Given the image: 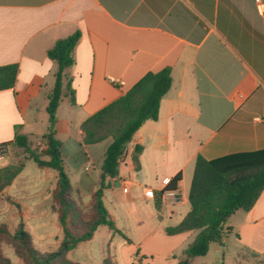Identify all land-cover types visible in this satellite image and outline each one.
<instances>
[{
  "label": "crops",
  "instance_id": "0c3cea01",
  "mask_svg": "<svg viewBox=\"0 0 264 264\" xmlns=\"http://www.w3.org/2000/svg\"><path fill=\"white\" fill-rule=\"evenodd\" d=\"M76 31L80 38L65 71L54 138L82 207L97 189L111 142L108 137L84 143L83 121L148 71L169 67L171 85L157 119L146 120L125 145L118 175L104 190V205L129 241L101 225L66 256L100 264L104 254L130 258L138 251L142 263L159 255L177 264L196 232L167 235L164 229L190 209L196 156L216 159L264 149V10L255 0H0V65L18 66L14 86L0 90V145L13 147L16 133L28 142L43 140L57 68L47 50ZM135 145L142 146L138 167ZM8 163L0 154V167ZM25 169L0 191V223H22L37 250L54 251L63 239L52 209L57 171L38 167L27 178ZM178 173L177 188L158 195ZM226 228L222 242L211 243L206 253L220 262L194 264H219L226 255L236 264L242 252L251 256L244 263L264 264V189L249 210L227 219ZM93 242L98 260L88 253ZM79 247L84 259L72 257Z\"/></svg>",
  "mask_w": 264,
  "mask_h": 264
},
{
  "label": "trees",
  "instance_id": "16d2710c",
  "mask_svg": "<svg viewBox=\"0 0 264 264\" xmlns=\"http://www.w3.org/2000/svg\"><path fill=\"white\" fill-rule=\"evenodd\" d=\"M80 38L78 31L57 39L47 50V56L56 65L54 86L48 94V130L43 140L45 147L31 149L25 135L15 134L13 143L24 149L27 158L39 168L57 171V181L52 192L53 206L58 213L63 239L57 249L50 252L37 250L31 236L19 223L11 232L0 224V240L5 237L13 241L15 255L27 264H80L70 260L66 254L80 242L87 241L101 225L108 226L127 241L129 239L115 226L111 214L104 205V190L118 175L120 155L135 131L146 121L156 120L160 100L171 85L170 68L148 71L123 95L113 100L81 124L84 143H94L111 138L101 165L97 189L91 196L88 207H82L73 197V189L62 163L60 142L54 138L55 112L63 97L65 71L74 62L73 51ZM17 64L0 65V90L14 86ZM67 89L69 86L67 85ZM142 146L135 145L132 159L138 167V156ZM23 163H8L0 167V191L10 185L23 170ZM181 175L176 174L167 186L158 193L174 191ZM264 189V149L253 152L230 154L216 159H206L198 154L195 159L188 192L189 211L174 225L165 227L167 235L195 231L193 241L184 250V257L177 264H191L193 257L204 256L211 243H221L230 228L224 229L227 219L237 210H249ZM157 210L159 202L155 204ZM138 251L134 253V257ZM245 259L236 260L244 264ZM0 264L10 261L0 251ZM101 264H111L108 256Z\"/></svg>",
  "mask_w": 264,
  "mask_h": 264
},
{
  "label": "rangeland",
  "instance_id": "374dc122",
  "mask_svg": "<svg viewBox=\"0 0 264 264\" xmlns=\"http://www.w3.org/2000/svg\"><path fill=\"white\" fill-rule=\"evenodd\" d=\"M29 143V146L31 147V149H34L35 147L39 146L40 148H44L46 145H45V142L40 139V140H37V141H33V142H28ZM0 154L4 155L5 156V159L9 162V163H16V164H19V163H23V165H26V169H25V173L24 174H27L28 177L27 178H32L33 175V171L35 170H38L37 168V165L35 164V162L31 159H28L27 156L28 154L24 151L23 148L21 147H18L16 145H14L13 147L11 148H0ZM24 168V167H23ZM32 170H31V169ZM19 181H17L18 183ZM20 197V195H19ZM18 197V198H19ZM17 198L18 201H16V207L19 208V204H20V200ZM15 202V201H14ZM2 224V223H0ZM7 228L12 232L13 229L18 226H8L6 225ZM24 227V225H23ZM25 229V227H24ZM13 241L9 238V239H6L5 237L1 238L0 240V251L2 252V254L7 257L10 261V264H27L22 258L18 257L17 255H15V252H14V247H13ZM106 249V248H104ZM99 247L98 245L93 242L92 243V248L89 250V255L91 256L90 258H95L96 260H98L99 258ZM111 252H114L113 249H110ZM180 252L176 251L175 254H179ZM84 255V251L81 249V247H79V249H77L76 251L73 252L72 254V257H77L78 259H84L85 257L83 256ZM106 255L104 254V256L102 257V259L105 257ZM109 260L111 261V264H176V261H174L172 258H168L167 260H164L163 257L159 256V255H156V256H153L152 259L149 260L148 263H142V261L138 258V255L137 256H131L130 258L128 257H122L121 255H119L118 257H113V256H110L109 254L107 255ZM227 257V259L225 261H221L222 264H232L230 258H228V255L225 256V258ZM251 256L248 252H242V254L240 255V259H249ZM102 259H101V262L100 264L102 263ZM178 259H180L178 257ZM129 260V261H128ZM203 261H206L207 263H209L210 261H218L216 260V258L212 255V254H205L204 256H199V257H196L195 259V262H193L192 264L194 263H201ZM147 262V261H146ZM220 262V261H218ZM219 263V264H221ZM244 264H251V263H244Z\"/></svg>",
  "mask_w": 264,
  "mask_h": 264
},
{
  "label": "built area",
  "instance_id": "2783aa9c",
  "mask_svg": "<svg viewBox=\"0 0 264 264\" xmlns=\"http://www.w3.org/2000/svg\"><path fill=\"white\" fill-rule=\"evenodd\" d=\"M259 8L264 10V0H255ZM0 148H5V146L0 145ZM1 150V149H0ZM123 191L127 192V186H123ZM146 196L152 197L153 196V191L151 189H145L144 191Z\"/></svg>",
  "mask_w": 264,
  "mask_h": 264
}]
</instances>
